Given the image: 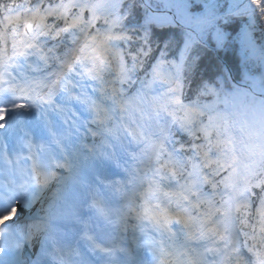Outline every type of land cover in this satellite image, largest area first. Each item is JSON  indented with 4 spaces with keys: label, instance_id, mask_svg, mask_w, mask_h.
I'll use <instances>...</instances> for the list:
<instances>
[{
    "label": "snow or ice",
    "instance_id": "obj_1",
    "mask_svg": "<svg viewBox=\"0 0 264 264\" xmlns=\"http://www.w3.org/2000/svg\"><path fill=\"white\" fill-rule=\"evenodd\" d=\"M0 264H264V0H0Z\"/></svg>",
    "mask_w": 264,
    "mask_h": 264
},
{
    "label": "trees",
    "instance_id": "obj_2",
    "mask_svg": "<svg viewBox=\"0 0 264 264\" xmlns=\"http://www.w3.org/2000/svg\"><path fill=\"white\" fill-rule=\"evenodd\" d=\"M170 35H173L177 40H179L181 38V31L179 28H175L172 30ZM200 55L203 61L201 65V71L207 70L210 65H212L214 68L215 63L224 64L220 59L221 56L227 61L235 76L239 79L242 65L240 63L239 55L235 50L229 49L226 52H220V56H218L213 49L208 48L207 50L202 51Z\"/></svg>",
    "mask_w": 264,
    "mask_h": 264
}]
</instances>
